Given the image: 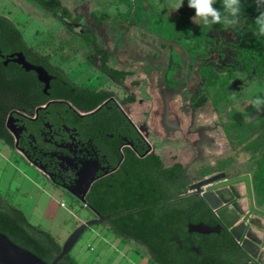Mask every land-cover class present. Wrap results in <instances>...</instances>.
Wrapping results in <instances>:
<instances>
[{
    "label": "rangeland",
    "instance_id": "374dc122",
    "mask_svg": "<svg viewBox=\"0 0 264 264\" xmlns=\"http://www.w3.org/2000/svg\"><path fill=\"white\" fill-rule=\"evenodd\" d=\"M59 1L64 8L73 14L74 18L76 13L87 17L91 12L106 11L111 16L116 17L118 23L119 20H122L121 16L126 12V6L121 4L119 0ZM176 3L177 0H150V3L148 2L150 8L147 12V18L149 24L151 22V28H154L163 18L168 23L177 21L183 15L184 10L189 7L188 0H184L180 9L175 10ZM241 4L242 17L239 28L233 29L221 25L220 31H212L214 29L210 28L212 25H204L199 18L194 22L192 17L190 31L185 36L186 39H189L192 33L198 35L200 31L198 28H206L210 34H213L212 37L216 41H205L199 47V50L203 51L206 57L214 56L216 58L214 66L218 74L227 73V75L233 77L231 85L234 92L222 99L218 105H215L212 99L209 98V102L204 97V95H208V91L204 87L198 89V78L193 77L194 79L189 80L186 73L184 85L178 90L166 94L171 102L172 110L179 115L182 121V128L185 132L184 137L187 140L183 137L180 138L178 135L172 138L164 137L158 124L157 114H151L147 127L150 145L153 151L160 156L164 166H168L172 162H180L182 165L188 166L196 155L191 145L193 148H197L198 158L189 170L188 184H194L199 180H204L219 173H225L226 179H231V181L242 178L241 182L235 185V190L238 188V192H240L241 186L244 185L245 187L244 195L242 192L240 193L242 196L239 197L241 201L238 204L241 207L242 216H246L250 212L251 199L253 200V208L264 214V199L259 204L253 192L251 191L250 194L247 188L246 177L249 178L251 184L250 154L233 150L221 127L222 118L224 119L223 115L228 110H237L246 119L260 113L250 105L249 101L256 95H264L263 80L259 79L255 73L248 76L244 73L245 63L248 62L250 57L255 56L250 54L243 57L238 53L241 44L249 43L251 38L257 36L255 33L249 32L248 26L256 29L254 22L260 12L257 10L254 0H241ZM135 5L139 7V2L132 4V10ZM214 7L222 8V0H217ZM252 14H255V16L253 17ZM0 15L7 17L21 29L28 46L46 55L52 65H62L60 55L55 56L54 53L62 52L65 55L66 52L70 51L72 55L77 54L76 56L79 58H74L70 64L61 66L77 84L91 89L94 88L95 91L100 89L110 90L115 94L117 100L128 94V87L115 88L112 82L101 76L97 71L88 69V64L85 63L87 49L80 46L77 37L72 36L57 22L52 12L44 11L26 0H0ZM82 24H85V20L82 21ZM118 24L113 22L111 25H106V33L117 30ZM92 33L96 34L93 31ZM123 58L122 55H119L118 59ZM163 59L162 57L161 60ZM188 62L187 59L186 64ZM112 65H115V63ZM138 66H147L149 74L145 76L137 67L136 75L126 82V84H129L131 80H138L141 89L140 91L134 90L136 98L140 100L146 97L148 100L144 99V105L136 103L128 110L132 121L137 125L145 121L140 114L145 109L149 110L147 104H153L151 113L154 110L156 112L161 110L158 89L162 87L165 70L164 64L158 63L152 66L150 64H138ZM194 67V70H196L197 63L194 64ZM237 73H242L244 79H241ZM233 96L236 97L235 100L232 99ZM1 144L3 143L0 142V146H2ZM224 161L229 162L222 171H219L218 164ZM0 166L4 168L0 180L1 198L18 209L21 208L20 210L31 223L41 221L38 216L32 215L33 212L42 215L45 209L48 217H50L48 219H66L72 224L79 221L87 222L95 218L94 214L84 205L45 179L12 149L8 148L2 150V152L0 151ZM210 169H212V173L203 176V172ZM10 183L13 184L9 188ZM223 183L224 181L218 182L212 186H220ZM207 188L210 189L211 187ZM61 204L66 207H61ZM263 222V216L252 213L247 224L253 229L264 233ZM41 226L45 229L47 227L43 222ZM73 227H75V224L70 227L69 235L73 232ZM64 238L63 236L60 238L61 244L64 243ZM70 255L73 257L78 256V264H150L147 258L148 253L143 247L132 241L124 242L115 237L103 224L88 228L82 234ZM81 256H84V260H86L83 263L81 262L83 261ZM244 256L252 259L247 253Z\"/></svg>",
    "mask_w": 264,
    "mask_h": 264
},
{
    "label": "trees",
    "instance_id": "16d2710c",
    "mask_svg": "<svg viewBox=\"0 0 264 264\" xmlns=\"http://www.w3.org/2000/svg\"><path fill=\"white\" fill-rule=\"evenodd\" d=\"M43 8H53L58 11L59 5L55 0H30ZM255 1V0H254ZM223 13V8H217ZM195 10L187 7L181 19L171 25L169 38L176 35L186 36L190 31L191 19ZM253 17L255 14H252ZM250 33L257 29L248 26ZM212 31H220L221 25H212ZM200 29L198 35L191 34L185 40L188 51L198 50L200 57H204L199 47L207 40L215 41L206 28ZM197 29V30H198ZM196 30V31H197ZM12 26L11 22L0 16V50H20L29 56L22 37ZM239 55L246 57L253 54L244 65L245 75L255 73L264 82V36H254L249 43L241 44ZM97 55L102 56V71L108 73L117 82H123L126 73L111 70L107 66V57L97 50ZM36 63L43 60L38 55L34 57ZM209 61L202 60L198 67V75L203 87L208 91V96L218 105L234 92L231 85L232 76L224 73L218 74ZM43 64V63H42ZM46 68L57 72L58 79L52 87L50 98L68 100L73 106L92 112L97 106L109 99L112 94L107 91L94 92L74 85L59 69ZM171 70H179L181 64L172 60ZM5 69L0 63V72ZM168 77L169 87H176L178 83L172 80L173 71ZM6 85V79L0 75V142L14 148V139L5 126V120L12 106L20 96L27 102L29 99L41 97L40 103L46 99L41 94L19 88L20 78L34 76L32 72L25 73L22 69ZM7 86V87H6ZM9 89V90H7ZM134 101L131 96L124 103ZM26 112L33 113V105H28ZM106 113V108L89 118ZM221 127L226 140L233 150H240L250 154L251 161V189L259 204L264 199V112H260L250 119H246L237 110H228L223 115ZM126 160L119 170L108 177L95 182L88 194L86 203L100 216L110 217L122 214L103 224L115 237L124 242L132 241L143 247L148 253L150 264H244L245 258L242 251L230 240L226 233L223 236L211 234L200 235L205 245L191 242L186 245L184 236L188 235V224L203 223L215 227V217L211 210L201 201L193 197H184L186 177L183 175L181 164L165 167L160 156L152 153L147 158L141 159L138 150L125 148ZM229 161L218 164L222 171ZM212 169L203 172V176L210 175ZM128 214L126 212L133 211ZM0 233L6 236L13 244L31 252L42 261L50 264L60 254L62 245L50 234L39 226L29 223L23 212L9 204L0 196ZM197 235V234H196ZM175 239L180 244L176 243ZM199 249L197 255L192 248ZM57 264H77L70 255H66Z\"/></svg>",
    "mask_w": 264,
    "mask_h": 264
},
{
    "label": "flooded vegetation",
    "instance_id": "af4514ba",
    "mask_svg": "<svg viewBox=\"0 0 264 264\" xmlns=\"http://www.w3.org/2000/svg\"><path fill=\"white\" fill-rule=\"evenodd\" d=\"M26 1L44 11L52 12L57 22L64 27L68 33L72 34V36L77 37L80 46L87 49L85 63L88 64L89 70L93 69L97 71L101 76L112 82L115 88L128 87V94L124 98L117 100L115 94L110 90L100 89L95 91L80 86L72 80L61 67L64 64H70L71 60L74 58H79L76 56L77 54H74V57L70 51L66 52L65 55H63L62 52L54 53L53 55L55 56L60 55L62 65H52L46 55L28 46L21 29L7 17L0 15L11 22L12 26L18 32L17 35L22 37L30 52L29 56H25L20 50H0V63L5 69L3 72H0V75L2 78H7L6 85L13 79V76L16 74L20 75L19 72L22 67L13 62L15 55L18 53H22L26 62L29 64L42 67L49 77H51L49 88L46 92H44L45 84L39 81L34 72L31 71L34 76L29 75L26 78H20L18 83L19 88L26 87L29 91L32 90L33 92H37V94L41 92L46 100L40 103L41 97L38 96L26 102L25 99L20 96L19 101L16 102L17 107H11L12 109L8 112L5 120L6 126V122L11 116V129L16 136L15 138L14 135L8 131L14 139V148L12 150L17 152L38 173L49 180L54 186L67 192L66 189L68 187L76 185L80 174H82V179L84 181H89L94 178L93 185L100 179L117 172L121 164L126 160L123 150L125 148H135L138 150L141 159L147 158L150 154L155 153L148 140L149 131L147 122L151 114H157L158 124L164 137L172 138L178 135L180 138H185L182 121L179 115L172 110L170 105L171 102L167 98L168 95L166 93L174 92L183 86L186 73L189 80L193 77L198 78L197 87L198 89L202 88L203 84L198 75V67H200L202 60H206L209 61L208 63L215 71L214 63L216 62V58L214 56L200 57L197 55V49L196 51L193 50L194 52L192 53L188 51L185 40L189 39H186L185 36L176 35L173 39L169 38L171 25L177 23L181 17L173 23H168V21L163 18L154 28H151V22L149 24L147 18V12L150 8L148 2L150 3V0H119L121 4L126 6V12L121 16L123 21L119 20V24L116 21V17L111 16V14L106 11H101L99 13L91 12L87 17L76 13V17L74 18L73 14L64 8L59 0H55L59 5L58 11H55L53 8H43L30 0ZM137 1L139 2V7L135 5L132 10V4H137ZM83 20H85V24H82ZM113 22L119 26L117 30L107 34L105 31L106 25H111ZM92 31L96 32V34L92 33ZM211 35L213 36V34ZM97 50L106 55L109 69L127 74L122 83L117 82L110 77L108 73L102 71V56L97 55ZM35 55H38L43 61L36 63V59L34 58ZM119 55H122L124 58L118 59ZM162 57L164 58L163 60H161ZM187 59L189 61L188 64H186ZM172 60H176V62L181 64L179 70H171V67L174 68V65L171 66ZM44 63H47L50 68L62 71L77 87L94 92H110L112 96L96 107V109L100 108L97 112L106 108V113H101L97 117L89 118L90 115H87V113L90 112L73 106L68 100L50 98L52 87L56 84L58 75L56 71L47 69ZM114 63L116 66L112 65ZM155 63L164 64L165 69L162 78V87L158 89L161 110L158 112L154 110V112L151 113L150 111H153V104H147L149 110L145 109L140 114L141 118H144L145 121L137 125L132 121L130 111L128 110L136 103L144 105L143 100L146 99V97L140 100L136 98L134 90L137 89L140 91L141 89L138 80H131L129 84H126V82L136 75V69L139 67L138 64H150L152 66ZM195 63H197L196 70H194ZM139 70L142 74H145V76L149 74L147 66H140ZM170 70L174 72L172 74V80L178 83V85L173 88L169 87L168 83ZM131 96L134 97V101L124 103V101ZM204 97L210 102L208 95H204ZM164 100L168 102L166 129L162 124ZM146 101L148 100L146 99ZM28 105H33V113L26 112ZM175 127L177 128L175 129ZM185 140H187V138H185ZM191 148L196 153L191 164L184 166L180 162H172L165 167L181 164L184 170L183 175L186 177L184 197H193L203 202V194L212 190L205 187L200 194H196L195 191L190 190V186L202 181L199 180L194 184H188L189 170L192 165L196 163L198 158L197 154L199 153H197V148H193L192 145ZM222 181L226 183L231 181V179H226L225 174V179L219 182ZM223 187L229 188L230 186ZM240 201L241 199L234 198L232 203H238ZM214 223L216 225L218 224L216 219ZM222 233H226L233 242L226 230H221L218 235L223 236ZM191 242L205 245L200 235L189 233L188 231V235L184 236V243L189 245ZM194 249L198 248L193 247L192 250L194 251ZM242 253L245 254L244 251H242ZM244 264L256 263L253 259L248 257Z\"/></svg>",
    "mask_w": 264,
    "mask_h": 264
},
{
    "label": "water",
    "instance_id": "95a60500",
    "mask_svg": "<svg viewBox=\"0 0 264 264\" xmlns=\"http://www.w3.org/2000/svg\"><path fill=\"white\" fill-rule=\"evenodd\" d=\"M14 63L20 65L25 72H34L39 81L45 84L44 92L49 88V81L51 77L47 74V72L39 66H34L26 62L22 53H18L15 55L13 60ZM100 108L95 109L94 111L87 113V115H91L96 113ZM168 113V102L164 100L163 104V115H162V124L166 129V117ZM11 116L9 120L6 122V129L11 132L16 138L15 134L11 129ZM177 127H175L176 129ZM225 179V174H217L212 177L206 178L192 186H190V190L195 191L196 194H200L205 187H211L212 191L203 194L202 200L204 204L211 210L218 224L215 227H210L203 223L200 224H188L187 228L189 233H194L198 235H211V234H219L221 230H226L233 242L245 253L256 261V264H264V233L262 239L257 238L253 232L252 227L248 226L250 214L256 213L259 216H263L264 214L255 210L253 208V200L250 201V212L246 214V216H242L241 207L237 202L232 203L234 198L240 199L242 196L237 190H235V185L241 182L242 178L235 179L226 183H223L220 186H212L213 184ZM248 183V190L251 194V184L248 177L245 178ZM94 178L89 181H84L82 179V174L79 175V180L76 185L73 187H68L67 192L73 196L79 203L84 205L88 210H90L95 218L89 220L80 226H78L66 239V241L62 244V249L57 258L50 264H57L60 260H62L66 255L70 254L82 234L90 227L102 225L108 223L113 218L120 216L122 214L110 216V217H102L98 214L93 208H91L86 203V195L92 186ZM223 186H230L229 188H225ZM134 212H126L124 214H128ZM176 243L179 244V241L175 239ZM263 247V249H261ZM194 251L198 254V249H194ZM0 264H48L38 257H36L31 252L13 244L6 236L0 233Z\"/></svg>",
    "mask_w": 264,
    "mask_h": 264
},
{
    "label": "clouds",
    "instance_id": "9594fccd",
    "mask_svg": "<svg viewBox=\"0 0 264 264\" xmlns=\"http://www.w3.org/2000/svg\"><path fill=\"white\" fill-rule=\"evenodd\" d=\"M184 0H177L175 10L180 9ZM217 0H188L189 8L195 10L194 22L199 18L204 25H225L229 28H239L242 17L241 0H222L223 14L214 7ZM257 10L260 14L256 17L254 24L256 25V35L264 36V0H255ZM225 75L227 73H224ZM237 75L244 79L242 73ZM232 99H236L235 96ZM250 105L257 112H264V95H256L249 101Z\"/></svg>",
    "mask_w": 264,
    "mask_h": 264
},
{
    "label": "crops",
    "instance_id": "0c3cea01",
    "mask_svg": "<svg viewBox=\"0 0 264 264\" xmlns=\"http://www.w3.org/2000/svg\"><path fill=\"white\" fill-rule=\"evenodd\" d=\"M80 86H82V87H85V88H89V87H87V86H84V85H80ZM89 89H91V88H89ZM94 88H92V90H93ZM2 146H0V151L2 152V150H4V149H8L9 147H7L6 145H3V144H1ZM1 159H3L2 157H1ZM8 160V159H7ZM2 171H4V168L3 167H1L0 166V180H1V177L3 176V174L1 175V172ZM15 181L13 180V183H14ZM13 183H10L9 185H8V187L10 188L11 187V185L13 184ZM61 206V205H60ZM66 206H64V208H65ZM21 209V208H20ZM47 210L45 209L44 210V212H43V214L42 215H40V213H36V212H33V214L32 215H35V216H38V218L41 220L40 222H37V223H31L29 220V223L30 224H32V225H34V226H39V227H41L42 229H44V230H46V231H48V232H50V234L57 240V242L60 244V245H62L61 244V241H60V238L63 236V237H65L64 239V242L66 241V239L69 237V232H70V227L72 226V225H74L75 224V227H73L74 228V230L78 227V226H80L81 224H83L85 221H82V222H74V224H72V223H69L66 219H63V220H57V219H48V218H50V217H48V215H47ZM70 213H72V212H70ZM46 214V215H45ZM73 214V213H72ZM34 216V217H35ZM27 218V217H26ZM43 222V224L44 225H46L47 227H46V229L45 228H43L42 226H41V223ZM73 230V231H74ZM91 249V248H90ZM73 257V256H72ZM78 257V256H77ZM76 256H74L73 258L76 260V262H77V264H78V258H77ZM81 259L83 260V261H81L82 263L83 262H85L86 260H84L85 259V257L84 256H81ZM84 264V263H83Z\"/></svg>",
    "mask_w": 264,
    "mask_h": 264
},
{
    "label": "bare ground",
    "instance_id": "6f19581e",
    "mask_svg": "<svg viewBox=\"0 0 264 264\" xmlns=\"http://www.w3.org/2000/svg\"><path fill=\"white\" fill-rule=\"evenodd\" d=\"M239 191H240L239 193L242 192L243 195H244V193H245V187H244V185L241 186V188L239 189ZM263 224H264V222H263ZM252 232H253V234H254L257 238L262 239L263 235H262L261 232L255 230V229H252ZM263 260H264V259H263Z\"/></svg>",
    "mask_w": 264,
    "mask_h": 264
},
{
    "label": "built area",
    "instance_id": "2783aa9c",
    "mask_svg": "<svg viewBox=\"0 0 264 264\" xmlns=\"http://www.w3.org/2000/svg\"><path fill=\"white\" fill-rule=\"evenodd\" d=\"M61 207H64V205H63V204H61Z\"/></svg>",
    "mask_w": 264,
    "mask_h": 264
}]
</instances>
